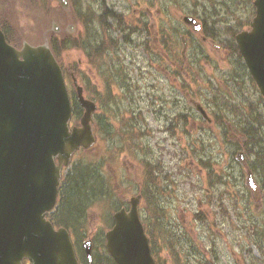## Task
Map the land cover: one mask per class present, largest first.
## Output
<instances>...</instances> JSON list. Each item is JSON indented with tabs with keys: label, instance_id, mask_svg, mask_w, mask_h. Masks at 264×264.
Here are the masks:
<instances>
[{
	"label": "rangeland",
	"instance_id": "obj_1",
	"mask_svg": "<svg viewBox=\"0 0 264 264\" xmlns=\"http://www.w3.org/2000/svg\"><path fill=\"white\" fill-rule=\"evenodd\" d=\"M252 1L74 0L76 4L84 5L83 10L94 13H98L101 3L105 2L126 17L132 6L138 8L141 4L142 10L147 6V23L153 27L148 36H133L128 46L121 44L122 50L117 55L111 54L109 59L111 63L121 60L129 79H132L131 84L139 88L137 102L141 108L143 130L142 136L135 141L137 150H134L140 161L138 157L133 158L128 149L122 148L116 149L117 156L111 164L110 141L105 136L91 150L78 153L74 161L83 162L85 156L94 155L96 162L102 164L96 172L102 177L101 183L106 179L113 189L110 195L102 197L104 200H95L84 209L75 234L80 246L85 238L92 240L97 264H103L102 258L107 253L104 233L112 225V213L120 206H128L129 198L138 193H142L139 216L149 232L146 231L148 237L150 234L154 237L151 246L157 264H264V169L260 173L253 172L255 182L261 186L257 197L261 209L253 214L256 202L247 186L246 168L237 157V152L242 150L248 164L255 158L243 149L245 135L240 133L242 129L255 127V136L263 138L264 144V101L243 59L225 46V39H230L233 31L248 24L254 12ZM214 5L217 12H209ZM59 6L55 0H0V21L11 27L14 39L31 44L42 43L53 31L48 22L52 16L51 20L57 22L60 29L68 28L71 32L81 29L70 7L62 12ZM193 11L207 15L209 25L216 20L221 27L219 30L224 26L230 27L228 33L222 34L225 39L220 43L221 48L209 40L201 41L200 33L191 34V30L181 22L182 14ZM156 29L159 33H154ZM180 34H188L190 40L185 62L179 64L181 74L175 73L174 76H178L175 80L173 76L163 80L162 69L173 67L162 56L161 50L155 49L156 39L152 41L151 38L155 36L168 53L172 50L180 59ZM144 47L145 54L141 51ZM83 58L79 50L68 49L63 52L64 67L77 66ZM86 64L84 62L82 67L87 76L83 77V83L79 80L78 83L84 84L86 96L95 100L97 96L93 91L97 85L93 75L97 74V67ZM184 69H189L188 75L184 74ZM72 72L78 78L77 73ZM65 79L68 90L72 92L74 87L68 74ZM167 85L179 90V100L176 99L179 109L171 110L173 117L181 113L190 116L183 109L187 90L205 107L211 118H214L216 108L222 110L232 130L228 131L223 125L222 135L215 127L199 131L198 121L193 115L188 118L189 123L178 119L179 128L177 126L174 133L167 132V120L159 117L161 113H149L152 108H160L155 95L159 93L162 97V91L166 94L160 88ZM99 92L101 97L104 90ZM109 106L106 102L93 119H105ZM151 116H158L160 121ZM233 133L240 137H233ZM145 164L150 170L158 168V174L153 173L156 176L154 191L144 187ZM115 176L119 182L117 187H114ZM246 207L250 213L245 211ZM223 209L228 216L221 214ZM259 244H262V249ZM175 258L178 263L174 262Z\"/></svg>",
	"mask_w": 264,
	"mask_h": 264
},
{
	"label": "water",
	"instance_id": "obj_2",
	"mask_svg": "<svg viewBox=\"0 0 264 264\" xmlns=\"http://www.w3.org/2000/svg\"><path fill=\"white\" fill-rule=\"evenodd\" d=\"M57 1L68 8V0ZM254 5L249 27L235 40L264 97V0H254ZM182 21L196 32L201 28L192 16ZM73 84L83 114L80 125L70 129L68 90L47 42L16 48L0 29V264H25V259L28 264H79L69 232L46 218L56 201L61 168L80 146L95 142L92 113L97 105L84 97L75 77ZM239 158L244 163L241 152ZM248 184L255 189L250 173ZM139 202L137 194L129 199L128 209L116 210L105 232L106 249L117 264H155ZM83 247L91 263V240Z\"/></svg>",
	"mask_w": 264,
	"mask_h": 264
},
{
	"label": "trees",
	"instance_id": "obj_3",
	"mask_svg": "<svg viewBox=\"0 0 264 264\" xmlns=\"http://www.w3.org/2000/svg\"><path fill=\"white\" fill-rule=\"evenodd\" d=\"M177 1L178 0H175V2ZM69 3L71 12L82 26V31H77L76 34H73L66 32L64 29H60V31L58 32L50 31L47 37L49 47L53 52L54 56L56 57L57 61L59 62L60 66L62 67L63 72L65 74H68V72L72 70L76 74L78 70V65L76 66V64L70 66L69 68L64 67L63 52L68 49L80 50L83 48V46L85 47L87 45L89 50L86 51L88 64L92 67L95 66L104 68V75L106 78L108 76V71L114 70L115 75L118 77V79H120L121 83L126 84V82H124V80L126 79V75L123 71L125 70V66L123 65L121 60L113 61L114 63H111L112 61L109 62V59L111 58L110 50L113 48L118 49L121 44L129 42V36L133 31L134 27L127 23L125 15L108 7L105 2L101 3L100 10L98 13L83 10L81 4H76L74 0H70ZM59 7L62 12L65 11H63L61 6ZM211 8L215 7L211 6ZM209 12L217 11L211 10ZM191 14L196 16L201 21L202 34L204 36L213 39L215 42H220L221 44L222 42H224L223 40L225 38H222V34L225 32L228 33V31L230 30L229 26H224L222 30H219L221 27L218 25V22L216 20H213V25H209L207 15L197 14V12L195 11L191 12ZM52 17H50L48 20V22H50V25ZM141 22L144 24V26H146V29L148 30L147 22L144 23L143 20H141ZM0 28L3 30L6 36V40L9 43L13 44L16 47L21 46L23 40L14 39L11 33V27H9L6 22L0 21ZM116 28L126 32L122 35L121 40L120 37L116 38L113 33V30ZM239 30L233 31L231 33L230 39H225L227 40L225 46L232 50L233 53H237L238 57L241 58L234 40V35ZM115 55H117V53H115ZM179 61L180 63H182L181 58L179 59ZM127 78L129 79L128 76ZM129 83L130 82L128 81V84ZM125 88H127V85ZM71 97L73 120L77 122L81 113V108L75 99V94L73 91L71 92ZM178 116L180 120L186 118V114L183 113L179 114ZM102 123L103 122H101V126L103 125ZM251 128L252 130L242 129L243 133L240 130V133L242 135H245L243 149L245 150L246 154H251L255 157L254 160L250 162V164H248V162L246 161V165H248L250 170L260 173L261 170L264 169V144H262L263 138L256 137L254 134L256 128ZM101 132H103V134L105 135V132L107 131L103 130L102 128ZM105 137L107 136L105 135ZM87 151L89 150H81V153ZM83 159V162H73L72 168L65 173L59 187V200L57 206L55 208V211L49 215V218L54 221L55 224L64 225L69 228L70 231L73 232L74 246L76 247L77 254L80 256L82 262L85 263V256L82 247L80 246L79 242H76L75 239L76 230L79 227L80 217L82 216V214H84V209L91 205V202L95 200L99 202L101 200H104V198L102 197L110 195L111 192H113V189L110 188V184L106 179L101 183L102 177L99 176V174H96L99 167L102 165L101 162L100 164L97 163V159L92 154L85 156ZM203 164H205V162H203ZM101 184L104 186H101ZM154 184L155 183L148 186L151 191L152 189L154 191ZM262 187H264V182L262 183ZM258 206L259 207H256L255 205L256 209L253 211V214H256L259 209H261L260 205ZM245 211L248 213L251 212L250 209H248L247 207L245 208ZM221 214H223L224 216H228V212L225 209L221 210ZM262 222H264L263 218ZM146 231L148 232L147 229ZM149 240L150 245L153 244L154 237L151 234L149 236ZM259 248L262 249V244H259ZM151 249L153 253L152 246ZM92 257V264H97L94 254ZM102 259L103 264H116L115 261L108 255V253H106V255H104ZM176 260L177 258H175L174 262L178 263V261Z\"/></svg>",
	"mask_w": 264,
	"mask_h": 264
},
{
	"label": "flooded vegetation",
	"instance_id": "obj_4",
	"mask_svg": "<svg viewBox=\"0 0 264 264\" xmlns=\"http://www.w3.org/2000/svg\"><path fill=\"white\" fill-rule=\"evenodd\" d=\"M140 5L138 6V8L132 6L131 11H129V10L127 11V13L130 12V14L127 17L125 16L128 19L126 21L128 24L132 25L134 27V29L129 36V42H125L124 45L128 46V44H130L133 36L134 37L138 36V35L148 36V33L152 32L151 31L153 28L152 26H150L147 23V26H148V30H147L146 26H144V24L141 22V20H143L144 23L147 22L146 18L148 15V8L146 6L145 9L142 10V7H140ZM214 7L215 8H212V10H216L215 5H214ZM113 31H114L113 33H114L115 37L116 38L120 37V40L122 38V35L126 33L125 31H123L121 29H117V28L114 29ZM155 32L159 33V30L156 29L154 31V33ZM186 38H187V41L186 40L185 41H186V50H187V47L189 46V43H190V40H188L189 35H186ZM154 39H156L155 49L159 48L162 52V56H165L166 61L169 62V64L173 67L170 70H165V68L162 69V71L164 72L163 73V80H166V79L168 80L172 76L174 77L173 78L174 80L177 79L179 74H181L180 68H179V66H180L179 65L180 64L179 59H177V57L174 55V52L172 50H170V52L168 53V51H166L164 49L163 45L159 41H157L158 39L155 36H152L151 40L154 41ZM207 40H209L210 42H213V43L215 42L211 38H207L205 36H202L201 41H207ZM140 45L142 46V44H140ZM220 46H221V44L219 42L218 47H220ZM174 47H176V46L174 45ZM165 48L167 49V46ZM120 50H122L121 45L118 49H114V48L111 49L110 53L112 55H114L115 53L118 54ZM148 50H150V49L147 46V51ZM79 51L84 58H83V60H80L78 62L79 68L77 70V73H78V78H79L78 80L81 81V83H83L84 82L83 77L87 76V75L85 72V68H83L82 65L84 62L87 63L86 51H89V50H88V47L86 45L85 47L83 46V48L80 49ZM141 51H142V53L145 54L146 53L145 47L141 48ZM181 57L183 59L182 61L185 62V60H184L185 55L184 56L182 55ZM123 71L126 75L125 76L126 79L124 80V82H126V84L121 83L120 79H118V77L115 75L114 70H109L108 76L106 78L104 75L105 69L102 67H97V70H96L97 74L93 75L94 81L97 85L96 89H94V91H93L95 93V95L97 96L95 98L94 102L98 106L97 110L94 112L93 117L96 116L98 111L100 109H102V107L104 106V104L106 102L108 105H110L108 108L109 113L105 116V119H103L102 121L99 118L93 119V129H94L96 137H97L96 138V144H97V142H100V140H102L103 136H105V135L107 136L108 141H110L109 162L111 164L112 163L114 164L115 157L117 156V153L115 154L116 149L121 150L122 148H124V150L128 149V152L132 153L131 155L133 156V158L138 157V160L140 161V157L135 152V150H137V149H135L136 148V142L135 141L140 136H142L141 131L143 130V118L141 117V114L139 112L141 110V108H139L140 106H139V103L137 102V100L139 99V98H137V96H139V94L137 93L139 88L136 85L131 84L132 79L127 78V76L129 75L127 69H125ZM178 72H179V74H178ZM183 72L185 75H188L189 69H184ZM175 73L178 74V76L177 75L174 76ZM128 81L130 82L129 84H128ZM126 85H127V88H125ZM82 86H83L84 91H85V85L83 84ZM94 86H95V84H94ZM98 89L104 90V94H101V97H99L100 92ZM160 89L165 90L167 93L165 94V92L162 91V97L159 96V93H158V95H155V97L159 99V101H160L159 103L161 104V106L158 110H155V108H152V110L149 113L156 115L157 112H160L161 115L159 117H162L165 120H167V126H165L166 131L174 133V129L177 128V126L179 128V125H177V123H178V119L180 120L178 115H177V117H173V112H175V110L179 109V106H178L179 102H177V100H176V99L179 100V90L175 89V88H173V86H169V85L163 86ZM182 91H185V90H182ZM184 97L186 99V105H185V107H183V109H184V112L188 113L190 116H187L185 119H183L182 120L183 123H185L186 121H187V123H189L188 118H191L193 115H195V119L198 121L197 129L199 131H209V129H211L210 127H215L216 129L217 128L219 129V131H220L219 134L222 135L223 134V130H222L223 125H226L228 130H231V126H229L227 119L224 118L222 110H219L218 108H216V111L214 112V118H212V120L210 122H206V120L203 118V115L201 114V112L197 111L195 109V107L193 106V104H192L193 98L191 97L190 91L186 90ZM152 103H153V101H152ZM203 108L205 109L204 106H203ZM207 108L209 109L210 107L207 106ZM171 110L173 111L172 113H171ZM205 111L207 113L206 109H205ZM170 116H172V118H170ZM151 117L158 118V116H151ZM159 121H160V119H159ZM101 122H103L102 126H101ZM193 125H195V122H193ZM102 128H103V130L107 131V132H105V135L103 134V132H101ZM190 129H192L191 126H190ZM138 151L142 155V153L140 152L139 149H138ZM112 158H113V161H112ZM147 164H148V162H147ZM245 168H246V171L249 169V167H245ZM156 170H158V168L150 170L148 168V166L145 164L146 174H144L143 184H144V187L146 189L148 188L149 185L155 183L154 177L156 178V176L154 174H158V172ZM250 171L253 175L254 171L253 170H250ZM63 172L64 171L61 172L60 179L62 178V175L66 171L64 173ZM110 178H112V177H110ZM114 180L116 181L114 184V187H117L119 184L118 177L115 176ZM259 186L260 185L257 183V190H256L257 192L255 191L256 192V194H255V199H256L255 205H256V207H259L258 206L259 203H257V202L260 201V200L257 201L258 193L261 191V187L259 188ZM140 195L142 197V193H140ZM58 196H59V193H58ZM263 198H264V195H263ZM76 253H77V251H76ZM77 258H78V261L80 264H84V262H82V260L80 259V256L78 254H77ZM86 264H89V263L86 262Z\"/></svg>",
	"mask_w": 264,
	"mask_h": 264
}]
</instances>
